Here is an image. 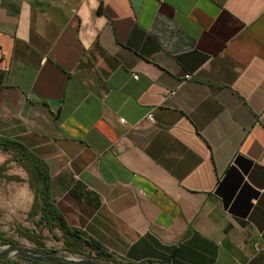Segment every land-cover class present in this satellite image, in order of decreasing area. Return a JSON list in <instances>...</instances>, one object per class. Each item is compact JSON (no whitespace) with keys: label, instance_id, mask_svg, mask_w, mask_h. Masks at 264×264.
Returning a JSON list of instances; mask_svg holds the SVG:
<instances>
[{"label":"crops","instance_id":"crops-1","mask_svg":"<svg viewBox=\"0 0 264 264\" xmlns=\"http://www.w3.org/2000/svg\"><path fill=\"white\" fill-rule=\"evenodd\" d=\"M0 137L118 264H264V0H0Z\"/></svg>","mask_w":264,"mask_h":264},{"label":"rangeland","instance_id":"rangeland-1","mask_svg":"<svg viewBox=\"0 0 264 264\" xmlns=\"http://www.w3.org/2000/svg\"><path fill=\"white\" fill-rule=\"evenodd\" d=\"M3 164L5 174L23 179L20 182L0 179V233L6 239L5 245L0 240V256H4L0 258V262L7 260L17 264H81L88 261L108 264L97 259L89 249L81 256L68 253L58 231L49 232L39 223L38 216L30 219L27 213L33 201V191L30 190L28 194L24 190L28 186L27 174L12 161L10 153L0 152V165ZM17 226L33 232L38 236V242L34 243L22 237L17 232ZM12 247H21L25 252H4Z\"/></svg>","mask_w":264,"mask_h":264},{"label":"trees","instance_id":"trees-1","mask_svg":"<svg viewBox=\"0 0 264 264\" xmlns=\"http://www.w3.org/2000/svg\"><path fill=\"white\" fill-rule=\"evenodd\" d=\"M0 152L10 153L15 162L27 174V182L33 191V201L27 213L30 219L38 216L39 223L49 232L58 231L65 250L73 255H83L86 249L94 252L97 259L108 264H118V261L96 241L88 238L81 231L67 226L61 214L56 209L50 193V176L46 163L32 154L23 144L16 140L0 137ZM0 179L8 182H20L18 176L5 174V165H0ZM17 232L31 242H38V236L28 229L17 226ZM0 240L5 245L6 239L0 233ZM0 264H17L3 260ZM37 264V263H32Z\"/></svg>","mask_w":264,"mask_h":264},{"label":"water","instance_id":"water-1","mask_svg":"<svg viewBox=\"0 0 264 264\" xmlns=\"http://www.w3.org/2000/svg\"><path fill=\"white\" fill-rule=\"evenodd\" d=\"M10 250L17 251V252H25V249H23L21 247H12L10 249L5 250L4 252L7 253ZM3 257L4 256H0V258H3ZM72 264H77V263L76 262H72ZM81 264H103V263H94V262L84 261V262H81ZM140 264H152V262H143V263H140Z\"/></svg>","mask_w":264,"mask_h":264},{"label":"built area","instance_id":"built-area-1","mask_svg":"<svg viewBox=\"0 0 264 264\" xmlns=\"http://www.w3.org/2000/svg\"><path fill=\"white\" fill-rule=\"evenodd\" d=\"M133 78H134V79H137L136 76H133ZM189 78H190L189 75H185L183 81H187ZM173 94H174V93H172L171 96H172ZM145 118H146V120H148L150 123H153V122H154V117H153L152 112H149V113L146 115ZM120 123H121V124H124L125 121H124L123 119H120ZM152 264H161V263H158V262H152Z\"/></svg>","mask_w":264,"mask_h":264}]
</instances>
